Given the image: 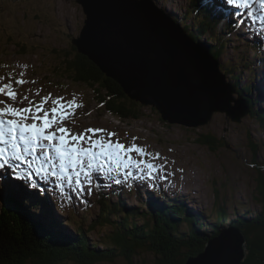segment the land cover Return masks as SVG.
<instances>
[{"label":"rangeland","instance_id":"rangeland-1","mask_svg":"<svg viewBox=\"0 0 264 264\" xmlns=\"http://www.w3.org/2000/svg\"><path fill=\"white\" fill-rule=\"evenodd\" d=\"M213 2L218 7L220 4L223 6L221 1L219 4L217 0ZM203 3L201 2L207 7V3L205 5ZM155 4L158 8L163 7L167 12H173L175 17L179 18L176 25L180 28L183 29L180 21L183 24L192 25L190 29L193 34L189 32L186 34L194 42L208 43L207 45L211 47L214 44L224 45L225 48L219 56V67L225 75V80L231 83L235 90L233 96L242 97L243 105L240 112L242 113L246 107L248 112L245 115H240L241 117L233 120L225 112L216 111L205 125L186 127L164 122L159 113L150 107H142L138 103L133 106L129 103L127 106H130L137 117L123 120L116 114H111L106 106H103L102 102H105V99L110 100V96L107 89L102 88L104 87L102 84L95 82L94 86H90L75 82L69 77L68 73L73 71H68V67L78 53L73 50L75 49L73 40L68 34L73 33L77 37L84 25L83 12L76 0H0V74L2 75L0 77L4 78L0 80V85L23 79L25 81L23 85L13 83V88L19 93L18 99L27 96L31 101L37 99L35 101L37 102L49 94L53 98L63 97L65 101L75 99L81 107L77 108L75 115L66 122V126L73 133L82 132L83 127L105 129L106 132L102 134L105 140L108 139L107 133H115L111 137L113 141H119L126 146L135 143L144 149L145 153L144 155L130 153L133 160L144 161V164H140L139 167L129 165V168L125 169L121 166L117 170L115 165L109 164L108 166L113 170L107 174L93 172L91 184L84 182L81 176L83 190L77 187L75 179L70 185L67 181L62 185L58 181V185H55V182L52 184L50 181V176L46 177L47 185L54 187L51 190L52 194L48 193V202L40 200L41 204H34L38 214L36 220L30 219L33 223H40L39 216L43 212L54 220L58 218L55 215H59V218L64 220L68 214L66 208H72L75 205L81 209V204L84 205L87 201L92 202L97 197L96 186L99 183L105 186L102 188L103 191L107 190L109 193L115 191L117 187H125L123 188L124 197L121 194L123 200L120 203L123 207L122 218L119 220L124 219L126 215L123 225L127 226L133 225L132 220H134L137 225H143L144 228L143 223L147 219L139 213L144 212L150 215L153 212L154 214L155 209L160 208L161 205L173 206L178 202V206H184L187 211V216L178 222L179 230L184 228L188 233L187 224L194 222L190 219L192 214L189 215V212H191L193 215H202L199 218L205 226L204 232L209 236L212 234L211 230L215 228H209V226L214 225L217 220V214L214 211L220 206H225L228 210V219L235 224L239 223L238 220L242 215L250 219L260 211L262 205L257 185L261 181L259 176L264 177V80L262 79L264 76V9L261 8L260 1L248 0L247 8L230 2L234 12L227 11L222 17L224 19L226 16L230 21L237 22L239 28L230 29L224 26L223 22L219 26V22L223 19L219 17L218 22L216 18L213 21L216 26L212 27L216 29L214 37L218 41L210 40L207 32H203L202 36L198 35L193 27V25L198 26L199 19L200 21L204 19L202 7L191 9L192 13L193 10L196 12L188 17L189 4L185 6L182 0H155ZM207 10L209 11L208 7ZM208 11H206L207 14L215 13ZM65 33L68 34L65 35ZM220 35L223 37L221 38ZM258 40L261 43H258ZM255 43L259 44L258 50L253 46ZM16 62L19 69L14 65ZM259 85L261 87L257 89ZM244 91H253L255 95L247 93L244 96ZM33 94L37 97L32 96ZM252 97L254 99H250ZM3 98L0 96V99ZM16 106H27V102L18 103ZM45 106L51 107V103ZM149 163L153 165L152 169L145 167V164ZM8 166L14 168L12 164ZM15 170L17 172L4 168L5 172H11L17 177L16 182H7L8 188L12 186L18 190L33 186V182L26 178L29 173L21 171L22 169ZM128 172H131V176L127 175ZM160 176H163L162 180ZM102 177L103 179L100 180ZM19 179L23 182L17 183ZM118 179L119 184L115 183ZM154 181L156 182L153 183ZM125 191H129V194ZM5 194L17 199L16 195L2 190L0 204L1 201L5 203L2 198ZM67 194L71 196L67 198ZM163 194L168 198H163ZM133 195L136 198H132ZM50 201L59 202L65 211H59L60 206L58 207L56 203V209ZM25 202V204H32L28 200ZM134 210L138 212L137 215L130 217V213ZM86 211L83 219L86 221L85 231L88 223L95 219L93 214L95 215L98 210L94 206L91 211L87 209ZM248 219L247 225L250 224ZM224 222L220 223L217 230L226 231L223 229L228 228V221ZM119 228L122 229V226L119 225ZM230 228L238 229L235 225H230ZM113 229L115 228L108 224L89 228L86 236L90 247L97 250L113 248L111 240ZM68 230L73 229L68 226ZM177 233L174 234L175 237L181 234V232ZM240 233L244 239L238 243V246L242 247L243 244L244 250L238 251H243L241 264H244L243 260L247 256V239L243 230L240 229ZM210 238L212 237L204 239ZM146 247L150 248V245ZM142 249L146 248H141L140 252V249L133 250L134 255L132 253V257L127 259L125 254L118 255V251L115 255L94 264H158V255ZM189 249L183 247L181 251L185 252ZM199 255L200 253L197 256ZM186 258L188 262L194 256Z\"/></svg>","mask_w":264,"mask_h":264},{"label":"water","instance_id":"water-1","mask_svg":"<svg viewBox=\"0 0 264 264\" xmlns=\"http://www.w3.org/2000/svg\"><path fill=\"white\" fill-rule=\"evenodd\" d=\"M76 2L84 25L73 39L75 50L119 84L133 106L150 107L164 122L186 127L205 125L216 111L233 120L248 112H240L242 98L233 96L210 46L194 42L152 0ZM243 239L237 229L221 231L186 264H241Z\"/></svg>","mask_w":264,"mask_h":264},{"label":"trees","instance_id":"trees-1","mask_svg":"<svg viewBox=\"0 0 264 264\" xmlns=\"http://www.w3.org/2000/svg\"><path fill=\"white\" fill-rule=\"evenodd\" d=\"M190 10L191 7H188V17H191L196 12L193 10L192 13ZM203 11L206 15H204V19L201 20L198 26L195 25V30L200 36L204 34L203 32H207L209 39L214 40L216 38L214 37L216 29L212 26L216 25L213 19H216L218 16L216 13L207 14L204 9ZM183 25L187 32L192 33L190 29L192 25L186 23ZM211 30L213 31L212 33L210 32ZM67 34L65 33V35ZM68 36L71 39L76 37L73 33H69ZM215 40L218 41V39ZM224 48V45L214 44L213 47L210 46V52L214 57L220 59L219 56ZM73 50L75 49L73 48ZM68 71H73V73L68 74L71 77L70 79L75 82H81L90 86H94L95 82H99L105 86L109 92L110 100L105 99V102H102V104L104 103V107L106 104V108L111 114H116L123 120L137 117L130 109V106H127L129 101H127V97L123 94L120 85L103 75L99 68L87 57L75 54V58L72 64L69 65ZM247 93L249 94L250 91H247ZM259 177L261 181L257 185V190L260 194L262 207L255 216L250 219L247 217L251 227H249L250 224L247 225V219L243 215L238 220L239 225L229 222L228 210L225 206H220V208L214 211L217 214V220L214 225L209 226V228L215 227L211 230V235L219 231L217 227L225 220L228 221V226L235 225L238 229L243 230L247 239V256L243 260L244 264H264V177L262 175ZM102 198L104 200V197ZM6 199L8 201L2 204V212H0V264H61L63 262L94 264L99 260L115 255L118 251V255L125 254L127 259L128 257H132L133 250L140 249V252L141 248H146L142 250L158 255V258L161 260L158 261L159 259H156L158 264H186V257L197 256L198 253L203 251L205 242L207 241L203 238L207 237V234L204 232V224L199 218L202 215L192 214L190 216V219L194 220V222L191 224L193 228L187 230L188 233L182 232V235H178L177 237L171 234L179 225L178 222L187 216L184 206H176L165 208L161 211L156 210L154 214L152 212L150 215L144 212L139 213L147 219L143 223L144 228L143 225H137L134 220H132L133 225L127 226L123 225L126 218L111 220L106 213L102 216L100 213L102 222L115 228L111 237L114 247L110 249L104 248L103 250L94 248V250L90 247L86 236L88 229L85 231L81 224H77L78 227L73 228V230H66L65 223L62 220H56L52 224H47L42 217H39L38 222L40 223L35 224L30 220L34 214L19 199L12 196H7ZM9 203H12L13 206L15 205V209H12ZM103 210L109 211L110 216L119 212L117 204H111L107 201L104 202ZM137 213L134 210L130 213V217H134ZM68 222L71 223V219H68ZM100 224L101 221L96 219L92 227L88 228H96ZM118 224L120 227L122 226V229L119 228ZM43 226L47 229L45 230ZM146 245H150V248H147ZM183 247L190 249L189 251L182 252L181 248Z\"/></svg>","mask_w":264,"mask_h":264},{"label":"snow or ice","instance_id":"snow-or-ice-1","mask_svg":"<svg viewBox=\"0 0 264 264\" xmlns=\"http://www.w3.org/2000/svg\"><path fill=\"white\" fill-rule=\"evenodd\" d=\"M242 7H249L248 0H230ZM261 8L264 9V0H260ZM0 77V80H3ZM13 83L23 85V79L15 80L12 83L0 85V168L9 164L8 152L11 149V158L17 161L26 160L25 153L32 154L34 160L37 149L42 150L43 161L34 169L37 173L52 175L58 181H67L69 185L75 179L77 187L81 190L82 181L91 184L93 172L109 173L113 169L109 164L115 165L118 170L121 166L125 169L129 165L139 167L144 164L132 159L130 153L144 155V149L135 143L126 146L119 141L111 139L115 133H107L108 139L105 140L103 133L105 129L86 128L80 133H73L66 126L75 115L76 109L81 107L75 99L65 101L63 97L53 98L51 94L41 98L39 103L29 100L27 96L20 97L19 93L13 88ZM26 101L27 106L17 107L18 103ZM51 103V107L45 105ZM47 142V143H43ZM23 146V149L21 148ZM49 149L56 153L57 165L53 163ZM45 164L48 167H45ZM145 167L152 169V164H145ZM51 169V171H50ZM71 169V173H69ZM127 175L131 176V172ZM119 184L120 181L116 180ZM61 191L63 188L61 186Z\"/></svg>","mask_w":264,"mask_h":264},{"label":"bare ground","instance_id":"bare-ground-1","mask_svg":"<svg viewBox=\"0 0 264 264\" xmlns=\"http://www.w3.org/2000/svg\"><path fill=\"white\" fill-rule=\"evenodd\" d=\"M158 1V0H157ZM219 1H221L222 3H223V6L220 4V8H218L219 10H215V7H213V4L211 3V2H209V1H207L209 4H207V7H208V9L209 8H211V9H209V11L208 10H205V11H208V12H210V11H214L216 14H217V16H218V12L219 11H224L225 10V8H228L229 10H231V7H230V0H217V2H218V4H219ZM255 1H260V0H255ZM182 2H183V4L186 6V4H188V0H182ZM190 7H192L193 9H194V7H202V9H207V7L206 6H203L202 4H201V2H204V0H190ZM251 2V1H250ZM201 5H200V4ZM166 6V5H165ZM213 7V8H212ZM240 7H242V6H240ZM164 14H166L169 18H171L172 19V21L175 23V24H178V22H177V19L179 20V18H177V17H175V15H174V13L173 12H167L166 11V8H163V7H161V8H159ZM241 10H243V8L241 9ZM236 11V10H235ZM234 12V11H233ZM184 13V12H183ZM185 14V13H184ZM211 14V13H210ZM213 14V13H212ZM205 15V14H204ZM175 18H176V20H175ZM198 19V18H197ZM223 19V18H222ZM221 19V20H222ZM200 20V19H199ZM227 20H229V18L228 17H226V16H224V19H223V21H220L219 22V17H217V20L216 21H218L219 22V26H220V24L223 22V24H224V26H226V27H230V29H232L233 28V26H236V24H237V22H233V20H231V21H227ZM180 23V26L181 27H184V25H183V22L182 21H180L179 22ZM227 24H229L230 26H228ZM223 27V26H222ZM185 28V27H184ZM237 28H239L238 26H237ZM225 30V29H224ZM199 39V38H198ZM207 43V42H206ZM258 43H261V41L260 40H258ZM208 44V43H207ZM262 50V49H261ZM259 54V53H258ZM256 55V54H255ZM257 58V57H256ZM14 65L18 68V63L16 62V64L14 63ZM261 65V64H260ZM263 65V64H262ZM14 69V68H13ZM19 69V68H18ZM260 73H261V71H260ZM0 76H2L1 74H0ZM262 79L264 80V76H262ZM262 80V81H263ZM227 81V80H226ZM15 84V83H14ZM2 85V84H1ZM255 85V84H254ZM261 87V85H259V87H256L257 89L258 88H260ZM262 89V88H261ZM256 90V89H255ZM245 92V91H244ZM243 92V93H244ZM246 94H247V91L244 93V96H246ZM249 94H251V95H255L254 93H253V91H250V93ZM32 96H35V97H37L35 94H33ZM259 97H261L260 95H258ZM34 98V97H33ZM125 98V97H124ZM242 98V97H241ZM250 99H254L253 97L252 98H250ZM35 100V99H34ZM37 100V99H36ZM35 100V101H36ZM33 101V100H32ZM35 101H33V102H35ZM39 101H37L36 103H38ZM81 102V101H80ZM227 133V132H226ZM207 141V140H206ZM44 143H47V142H44ZM171 145V144H170ZM0 147H6L5 145H0ZM21 148L23 149V146H21ZM172 150V149H171ZM49 152H50V155H51V157H52V161H53V163H55L56 165H57V171H58V166H59V160L58 159H56V153H55V151L54 150H52V149H49ZM165 153H166V151H165ZM36 157H39V160H34V157H33V155L32 154H29V153H25V157H26V160L28 161V162H30L31 164H32V166L31 167H29V163H26V162H24V161H17V160H15V159H12L11 158V149H9V152H8V158H9V164H12L13 166H14V168H12V167H10V166H8V165H5V167H6V169H8V170H12V171H15V172H17L15 169H18V170H21V171H23V172H26V173H29V174H31L32 172H33V176H32V180H38L39 179V173H37V172H35L34 171V169L39 165V163H41L42 161H43V156H42V150H40L39 148L37 149V152H36ZM149 156V155H148ZM164 162V161H163ZM0 163H3V161L2 160H0ZM5 167H3V168H0V171L1 170H3L4 171V168ZM45 167H48V165L47 164H45ZM129 168V167H128ZM69 170H71V169H69ZM50 171H51V169H50ZM5 173L6 172H4V175H3V172L2 173H0V175L2 176L0 179H2L4 182H3V186L0 184V188L3 190V191H7V189H8V191L7 192H11L12 194H14L15 195V192H16V189L14 188V187H12V186H10L9 188L7 187V183H6V186H5V182L7 181V182H12V181H14V182H16V180H17V177L15 176V175H13L11 172L10 173H8L7 175H5ZM162 173V172H161ZM37 178V179H36ZM50 181L52 182V184H54V182L56 183L55 185H58V180H56L54 177H51L50 176ZM103 179V177L100 179V180H102ZM160 179L162 180L163 179V176H160ZM119 180V179H118ZM39 181V180H38ZM23 182V180H21V179H19L18 181H17V183H22ZM66 182V180L65 181H59V184L60 185H62L63 183H65ZM156 181H154L153 183H155ZM43 183V182H42ZM47 183V182H46ZM45 185H47V184H45ZM122 187V188H121ZM121 187H117V188H115V190H119L120 191V193L122 194V197H124V195H123V193H124V190H123V188H125L124 186H121ZM128 189H130V187L128 186ZM2 190H0V194H1V191ZM29 190H32L31 192H30V196H29V198L31 199V200H35V199H39L40 197H41V194H42V191L41 190H36V186L35 187H30V189ZM126 192V191H125ZM44 194L45 195H47V196H45L46 198H49L48 197V193H46L45 191H44ZM126 194H129V191H127L126 192ZM159 194H161V193H159ZM34 197H39V198H34ZM163 198L165 197V198H168L167 197V195H164L163 194V196H162ZM132 198H136V196L135 195H133L132 196ZM184 199V198H183ZM114 200H117V199H114ZM120 200H123V198H120ZM8 201V200H7ZM12 201V200H11ZM27 201V200H26ZM38 203H39V200H36ZM42 201V200H41ZM43 201H45V202H48V199H45V198H43ZM120 201H118V203H119ZM181 202L183 203V200L181 199ZM78 203H79V201H78ZM117 203V204H118ZM178 203V202H177ZM175 204V205H177L178 206V204ZM10 204V203H9ZM46 205V204H45ZM56 205V204H55ZM15 206V205H14ZM14 206H13V204L11 203L10 204V207L11 208H14ZM42 206V205H41ZM15 209V208H14ZM72 211H74V209H71ZM24 211V210H23ZM76 214H74L75 216V219H76V222H79L80 221V216L78 215V212H75ZM35 214L37 215L38 213L36 212V210H35ZM55 215V214H54ZM77 215V216H76ZM190 215V214H189ZM56 216V215H55ZM57 217V216H56ZM39 221V220H38ZM230 222V221H229Z\"/></svg>","mask_w":264,"mask_h":264}]
</instances>
